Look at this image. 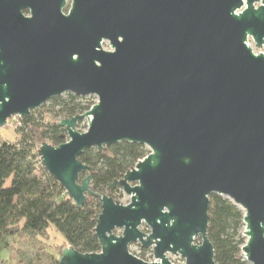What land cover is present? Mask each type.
<instances>
[{
	"label": "water",
	"instance_id": "1",
	"mask_svg": "<svg viewBox=\"0 0 264 264\" xmlns=\"http://www.w3.org/2000/svg\"><path fill=\"white\" fill-rule=\"evenodd\" d=\"M249 40L264 49V0H0V128L64 94L97 99L37 150L77 208L101 207L100 251L64 247L58 264H215L211 195L243 212L242 256L264 264V54ZM120 142L149 150L110 186L127 205L80 179L85 150Z\"/></svg>",
	"mask_w": 264,
	"mask_h": 264
},
{
	"label": "trees",
	"instance_id": "2",
	"mask_svg": "<svg viewBox=\"0 0 264 264\" xmlns=\"http://www.w3.org/2000/svg\"><path fill=\"white\" fill-rule=\"evenodd\" d=\"M89 98L72 94L54 98L20 119L16 142L0 138V264H58V256L51 253L48 245L51 228L64 240L57 255L64 247H73L83 254L100 251L94 238L101 211L98 199L88 197L77 208L45 172L37 155L43 143L56 147L66 141L62 137L65 130L58 122L88 111L94 105L87 101ZM147 154L146 147L128 142L85 150L78 159L93 171L82 174L80 179L89 175L94 193L116 200L120 195L117 189L110 190L113 181ZM243 215L228 199L209 197L207 235L215 264H248L241 251L245 244ZM3 251L8 252L6 259L1 258ZM143 253L139 259L144 260Z\"/></svg>",
	"mask_w": 264,
	"mask_h": 264
},
{
	"label": "rangeland",
	"instance_id": "3",
	"mask_svg": "<svg viewBox=\"0 0 264 264\" xmlns=\"http://www.w3.org/2000/svg\"><path fill=\"white\" fill-rule=\"evenodd\" d=\"M255 6H257V5H255ZM68 8H69V2L67 4V7L64 10L65 13L67 12ZM249 43H250V46H251L254 54H257V55L258 54H264V49H260V50L256 49L251 40H249ZM102 47H103V50L110 51L108 42H103ZM87 101L95 104L97 102V99L95 97H90L89 100H87ZM20 119L21 118L17 117V116L10 118L8 120L7 124L3 128H0V138L3 140L9 141V142H16L18 137H17V134L15 133V130L19 126ZM87 126H88V122L86 119H84L76 125V130L83 133L87 130ZM147 151L149 153L148 149H147ZM118 191H119L120 196L116 198V201H118L122 205H127L129 202V197L127 195H125L121 189ZM142 231H144L143 228H142ZM243 231H244V229H243ZM114 234L116 236H120L121 230L114 231ZM48 237H49L48 245L50 246L51 253L54 254L55 256H58L57 255L58 249L60 247L64 246V240H63L62 236L60 234H58L53 228H51L49 230ZM129 252L136 257L140 256V253L144 252L143 253L144 254V260H146V262H149V263L154 262L151 250L150 249L149 250H142V249H140L138 244H132L129 247ZM7 257H8V252L3 251L1 253V258L6 259ZM167 258L173 264H182L183 263V260L179 256H172V255L168 254Z\"/></svg>",
	"mask_w": 264,
	"mask_h": 264
},
{
	"label": "flooded vegetation",
	"instance_id": "4",
	"mask_svg": "<svg viewBox=\"0 0 264 264\" xmlns=\"http://www.w3.org/2000/svg\"><path fill=\"white\" fill-rule=\"evenodd\" d=\"M257 6H255V7H258L259 6V4H256ZM114 189H117V190H120V187L118 186V185H116L113 189H110L111 191H113ZM143 229H145L144 227H143ZM145 231V230H144ZM145 232H147V230L145 231ZM141 249V248H140Z\"/></svg>",
	"mask_w": 264,
	"mask_h": 264
}]
</instances>
